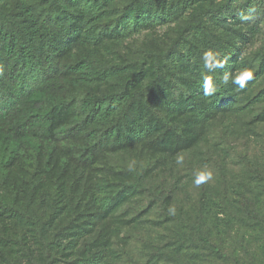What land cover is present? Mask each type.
Returning <instances> with one entry per match:
<instances>
[{"label":"rangeland","instance_id":"rangeland-1","mask_svg":"<svg viewBox=\"0 0 264 264\" xmlns=\"http://www.w3.org/2000/svg\"><path fill=\"white\" fill-rule=\"evenodd\" d=\"M129 1L99 0L104 17L89 31L81 29L83 17L76 14L79 19L73 28L89 37L101 64L92 70L96 82L73 93L75 107L87 94L117 91L121 83L134 78L138 86L146 85L158 73L169 98L191 97L202 90L212 99L234 93L238 101L234 107L244 110L217 116L204 139L188 150L123 149L101 159L90 171L100 181L131 183L139 177L144 183L143 190L105 223L111 263L264 264V5L260 12L243 14L240 2L233 4L234 0L193 6L185 0H152L150 12L164 13L166 20H155V25L125 38L117 26ZM16 5L17 0H0L5 11ZM66 21L60 12L58 24ZM233 47L239 49L238 58L227 60L225 55ZM205 60L233 65L228 75L218 71L224 93L217 92L204 72ZM248 72L251 76L245 79ZM237 80H243V87ZM29 170L4 185L20 208L30 196ZM67 181L49 180L34 196L32 211L43 220L54 210L70 216ZM66 223L67 219L62 224ZM59 228L54 226L50 240ZM38 239L26 222L0 215V264L44 263L46 254ZM19 248L34 252L32 261L16 256ZM54 256L56 264L73 260L62 250Z\"/></svg>","mask_w":264,"mask_h":264},{"label":"trees","instance_id":"trees-1","mask_svg":"<svg viewBox=\"0 0 264 264\" xmlns=\"http://www.w3.org/2000/svg\"><path fill=\"white\" fill-rule=\"evenodd\" d=\"M40 1L17 0L9 11L0 6V215L9 214L34 229L46 254L41 264H56L54 255L61 250L72 256L70 264H113L107 254L110 232L105 223L143 190L144 183L139 177L131 183L100 181L90 171L101 159L123 149L188 150L204 139L217 116L238 114L244 108L234 107L238 102L234 93L212 99L202 90L191 97L169 98L158 73L146 85L138 86L134 78L121 83L117 91L87 94L75 107L73 93L96 82L92 70L101 64L89 37L73 28L79 19L76 14L85 18L81 29L89 31L103 19L104 4ZM151 1L130 0L122 7L117 26L121 35L129 38L155 25V20H166L164 13L150 12ZM214 1L185 0L190 6ZM238 1L243 14L260 12L264 5V0H234L233 4ZM60 12L67 19L63 24H58ZM21 14L27 17L22 19ZM238 50L230 49L227 60L238 58ZM232 68L228 61L205 60L204 72L220 94L225 82L218 71L228 75ZM28 170L30 196L20 208L4 185ZM52 178L68 180L67 198L73 210L70 216L54 210L43 220L32 211L34 196ZM56 224L60 228L50 240ZM201 240L209 243L204 237ZM17 252L16 256L31 261L34 257L26 248Z\"/></svg>","mask_w":264,"mask_h":264},{"label":"clouds","instance_id":"clouds-1","mask_svg":"<svg viewBox=\"0 0 264 264\" xmlns=\"http://www.w3.org/2000/svg\"><path fill=\"white\" fill-rule=\"evenodd\" d=\"M250 76L251 72H248L245 76V79L250 78ZM236 82L239 83L241 87H243V80H237Z\"/></svg>","mask_w":264,"mask_h":264}]
</instances>
